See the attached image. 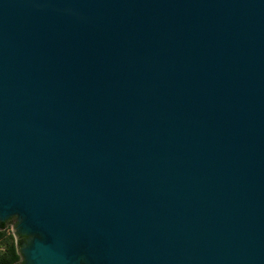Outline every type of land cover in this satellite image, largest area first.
<instances>
[{
	"label": "water",
	"instance_id": "obj_1",
	"mask_svg": "<svg viewBox=\"0 0 264 264\" xmlns=\"http://www.w3.org/2000/svg\"><path fill=\"white\" fill-rule=\"evenodd\" d=\"M21 264H264V0H0V222Z\"/></svg>",
	"mask_w": 264,
	"mask_h": 264
},
{
	"label": "trees",
	"instance_id": "obj_2",
	"mask_svg": "<svg viewBox=\"0 0 264 264\" xmlns=\"http://www.w3.org/2000/svg\"><path fill=\"white\" fill-rule=\"evenodd\" d=\"M0 240L6 241L4 251L0 254V264H21L17 250L20 241L6 235V222H0Z\"/></svg>",
	"mask_w": 264,
	"mask_h": 264
},
{
	"label": "rangeland",
	"instance_id": "obj_3",
	"mask_svg": "<svg viewBox=\"0 0 264 264\" xmlns=\"http://www.w3.org/2000/svg\"><path fill=\"white\" fill-rule=\"evenodd\" d=\"M6 235L9 236L11 235L13 237V239L15 241H20V236L16 230V227L14 225V223L10 222V221H6ZM5 240H0V254L4 251V248H5ZM20 244L18 245V254L20 256V261L22 259V255L20 253Z\"/></svg>",
	"mask_w": 264,
	"mask_h": 264
}]
</instances>
